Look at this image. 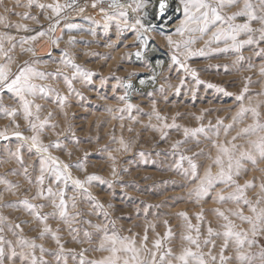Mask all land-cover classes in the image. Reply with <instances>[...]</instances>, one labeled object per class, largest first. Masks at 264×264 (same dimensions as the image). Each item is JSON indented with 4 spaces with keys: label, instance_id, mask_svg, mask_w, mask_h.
I'll list each match as a JSON object with an SVG mask.
<instances>
[{
    "label": "rangeland",
    "instance_id": "1",
    "mask_svg": "<svg viewBox=\"0 0 264 264\" xmlns=\"http://www.w3.org/2000/svg\"><path fill=\"white\" fill-rule=\"evenodd\" d=\"M176 1L180 7L179 15L172 21L170 29L160 30L147 23V10L156 8L153 0H143L145 6L140 11H133L134 0H119L125 5L123 10L127 12L128 25L134 24L136 19L141 20L143 27L137 25L135 28L125 27L117 14L119 10L108 7L110 0H103L95 8L92 7L93 0H35L31 7L26 6L27 0H0V15L10 25L0 24V37H3L0 44L7 53L6 56L0 54V65L7 64L12 72L27 66L44 73V79L34 82L54 90L46 96L37 93L35 97H29L34 104L41 105L40 120L48 121L39 133L40 140L60 162L81 165L70 168L74 179L99 178L85 184V188L95 202L103 205L102 209L93 210L86 194L74 190L71 185L66 189V197L76 196L78 209L83 213L80 222L74 225L79 229L78 239L84 240L83 234L87 231L91 236L90 243L73 241L64 225L57 220L48 221L53 228L62 229L60 235L66 249H75L77 253L90 249L85 253L89 260L107 255L91 250L98 246L102 235L92 225H107L110 231L121 236L135 237L138 245L147 234L149 248L157 234L163 238L170 228L173 236L164 247L179 252L185 243L181 235L185 233L187 223L180 213H186L196 225V215L202 212L204 220L199 223L206 236L209 224L220 230L223 223L214 209L219 208L227 214L228 209L236 208L230 201L221 203L216 199L217 193L227 195L232 187L217 182L199 197L197 190L200 178L209 167L213 174L219 171L213 160L219 154L220 145L231 148V144H236L238 155L239 150L251 148L249 141L260 135L241 133L237 136V133L256 123L251 111L240 114L242 106L256 108L260 113L259 123L264 124V73L261 72L264 68V41H259V33H255L254 39L258 42L239 50L229 46L231 41L206 43L215 31L214 26H210L206 34L185 31L181 35L177 29L184 19L183 5L180 0ZM55 3L63 6L58 17L51 9L36 6ZM252 3L255 5L257 0ZM101 7L114 18L108 20L100 11ZM81 8L84 10L80 11ZM225 11L231 14L237 8ZM25 13L27 18L21 15ZM17 24L26 25L28 30H18ZM252 26L258 28L260 25L253 22ZM40 32L44 35L39 36ZM8 36L13 39L8 40ZM32 36L37 39H30ZM146 37L153 40L166 58L155 75L154 85L141 90L134 87L135 80L148 72L155 73L152 62L162 59L148 58ZM169 38L173 44H169ZM239 39H247V36L241 35ZM189 40L195 41L187 45L194 53L190 56L185 48V42ZM177 43L180 44L178 49ZM136 51H141L137 61L133 58ZM173 56L188 70L173 62ZM67 60L78 65L83 72L91 73V78L85 79L81 74L73 78L76 69L65 64ZM192 70L196 72L195 77ZM65 77L71 80V89ZM209 84L214 87L209 88ZM241 96L243 99H237ZM0 105L20 109L15 123L11 117L0 113V131H5L8 136V139L0 138V179L18 186L10 192L6 191L5 184H0L3 197L0 199V217L5 218L0 223V228L4 229L0 234L13 241L18 253L11 261L5 259V264H21L19 253L22 249L15 243L19 237L43 244L47 250L45 259L56 264L54 254L58 249L55 242L50 237L38 238L39 222L20 203L28 199L33 204L48 205L40 209L41 214L53 210L47 200L32 199L37 191L35 181L39 176L41 154L35 149L30 150V139L12 135L19 131L24 137H31L34 133L23 119L20 102L14 94L6 90L0 92ZM32 110L36 112L35 107ZM157 113L165 119L158 120ZM165 124L179 127L166 128ZM184 128H203L204 131L185 137ZM234 136L236 140L232 139ZM55 144L59 147H53ZM17 147L23 164L10 155ZM252 151L256 163L244 159L240 175L235 179L241 185L252 181L254 186L246 190V195L255 202L260 193L259 185L264 183V158L255 149ZM189 160L197 165L195 176ZM24 168L28 169L27 178ZM45 176V185L51 184L56 190V184L51 182L47 173ZM241 207L245 215H250L247 206L241 204ZM70 211L75 210L70 207ZM236 223L239 225L240 221L236 220ZM16 224H20L23 231L16 229ZM242 227L247 229L249 226L245 223ZM256 241L251 249L245 245L255 257L250 264H261L259 253L264 249V234L258 235ZM221 243V239L216 240L214 254L219 252ZM204 251L208 249L204 248ZM67 255V264H78V258L74 261L71 254ZM225 255L232 257L229 264H237L232 244Z\"/></svg>",
    "mask_w": 264,
    "mask_h": 264
},
{
    "label": "snow or ice",
    "instance_id": "2",
    "mask_svg": "<svg viewBox=\"0 0 264 264\" xmlns=\"http://www.w3.org/2000/svg\"><path fill=\"white\" fill-rule=\"evenodd\" d=\"M135 8L133 11H140L143 8V0H134ZM35 0H27V7L33 6ZM103 0H93L92 7H97V5L102 4ZM183 5V15L184 19L181 21L180 27L177 32L181 35L185 31L188 32H199L201 34H206L209 31L210 26L215 27V31L212 32L210 41L220 42V41H231L229 45L237 50L243 48L245 45H251L257 43L254 39V34L259 33V41H264V0H257L254 5L252 0H180ZM242 5V6H241ZM17 6H20L19 4ZM37 7L49 8L58 17L63 9V6L59 3L55 4H38ZM110 9H118V16L123 19L125 27L135 28L137 25L143 27L140 19H136L135 23L128 25L127 23V12L123 9L125 5L120 3L119 0H110L108 4ZM132 7V5H128ZM157 15L163 18L170 7L169 0H157ZM237 8V11L228 14L225 10ZM84 9L81 8L80 11ZM102 13H105L104 8H100ZM259 11V15L257 14ZM16 14V13H13ZM24 18H27V13L21 14ZM108 20L113 19V16L107 15ZM35 19L34 17H32ZM238 19H242L243 22L237 23ZM253 22H258L260 25L258 28L252 26ZM56 23H59L57 20ZM0 24L5 23V17L0 15ZM195 27H192V26ZM107 23L105 27L107 28ZM15 27L19 29H24L27 31V26L23 24H17ZM39 36H43L44 33L40 32ZM241 35H246L247 39L241 40L239 37ZM139 39V35L137 37ZM3 37H0L2 40ZM8 40H12L13 37L8 36ZM30 39H37L36 36L30 37ZM71 42V38L70 41ZM169 44L174 42L169 38ZM27 43V40L24 41ZM195 43L194 40H189L185 42V48L187 49V55H193L190 48H187L188 44ZM178 49L180 44L175 45ZM31 51V49H28ZM0 54L7 55L4 52L2 44H0ZM139 55V53H137ZM10 59V58H9ZM173 62L180 63L182 68L188 70L186 65L178 61L176 56H173ZM65 64L70 65L76 69L73 73V78L77 74H81L85 79L91 78V73L83 72L78 65L72 64L70 60L64 61ZM261 72L264 73V68H261ZM192 76H196V72L192 70ZM45 74L36 72L30 67H21L17 72H12L11 68L7 64L0 65V92L5 90L8 93L14 94V97L20 102L22 109L23 119L27 121L29 129L34 133L31 137H24L19 131L13 132L17 138L30 139L31 149L40 155V168L39 176L36 178L35 184L37 191L32 199H44L47 200L52 207L50 213L41 214L40 209L48 206L45 204H33L28 199L20 201L24 208L31 212L35 219L39 222L40 231L38 233V238L43 240L45 237H50L56 244L58 251L54 254L56 264H67L68 255L71 254V258L75 261L78 258V264H229L232 260L231 256H226L225 251L232 244L235 248V260L237 264H250V262L255 258L249 251L245 249H251L252 246L257 242L256 237L258 235L264 234V183L259 185L260 193L257 196L255 202L250 200L246 195V190L252 188L254 185L252 181H245L243 185L239 184L235 177L240 175V170L243 167L242 161L244 159L256 163L255 156L253 155L252 149L258 151L261 158H264V124L259 123L258 117L260 113L256 108L246 109L243 106L240 109V114L247 111H251L254 118H256V123L249 125L247 128L241 129V132L237 133L240 136L241 133H251L260 135L257 136L256 140H250L249 144L251 148L247 150H239L237 155L238 146L236 144H231V148L224 145L219 146V154L213 160V164L218 166L219 171L213 174L211 167H209L202 178H200V183L197 190L198 197L206 193L209 188L213 187L217 182L223 183L226 187H232L233 190L227 195L223 192L217 193V201L232 202L236 205L235 209H228L227 214L225 211L217 208L214 209L216 216L223 221L220 224V230L214 229L210 224L206 229V236L201 232V224L204 220L203 213L196 215V220L198 223L193 225L189 220L186 213H180L186 223V231L181 235L182 241L185 243L182 245L179 252L173 251L172 247L165 248V242L170 241L173 233L169 228L165 233L164 237L157 238L152 243V247H148V236L144 235L139 245L135 237L121 236L115 231H110L107 225L96 224L92 225L98 233H102L99 244L96 248L91 249L94 251L106 252L107 255L101 257L100 259H87L85 253L90 249H82L78 253L75 249H66L65 244L62 242V236L60 235L62 229L60 227L53 228L48 221L57 220L60 224L64 225L67 229L68 235L72 237L73 241L77 243H90L91 236L90 233L84 232V240L78 239L79 229L74 225L80 222V217L83 213L78 209L76 196L70 198L66 197V189L69 185L73 187L74 190H79L82 194H86V198L92 202L91 206L93 210L99 208L102 209L103 205L95 202L91 193L85 188V184L90 183L93 180L99 179L95 176H89L85 180L74 179L72 177L70 168L71 167H81L80 164L69 165L62 163L58 158L53 157L49 153V147L44 145L40 140L39 133L47 125V120H40L38 115L41 105L34 104L33 100L29 97H35L37 93H42L45 96L54 90L46 87L45 85H38L34 81L36 79H44ZM65 82L68 84L69 89H71V80L65 77ZM197 83H200L197 80ZM130 87V85H129ZM209 88L214 87V85L209 84ZM223 91V89H219ZM124 99V97H120ZM237 99H243V97H238ZM33 107H35L36 112H33ZM128 108L131 109L132 105L129 104ZM20 109L15 107L8 108L0 105V113L11 117L15 123V117L18 115ZM51 117V113L48 114ZM158 120L165 119L161 117L158 113L156 114ZM38 121V123H37ZM18 128L19 125L16 124ZM164 127H179L178 125H167ZM231 127V126H229ZM184 135L188 137L189 135H195L198 132H203V128L198 129H188L184 128ZM0 138L8 139L5 131H0ZM236 140L237 137L232 138ZM123 143V141H121ZM53 147H59V144L53 145ZM46 154V155H44ZM11 156L15 157L16 160L23 164V159L20 156V148L17 147L16 152L10 153ZM226 158V160H225ZM184 159V157H182ZM192 174L196 175L197 165L189 160ZM28 169L24 168V173L27 178ZM48 174L52 183L56 184V190L51 187V184L45 185V174ZM29 184L32 180L29 179ZM0 184L6 185V191H13L14 188H18L17 185H12L10 182L4 179H0ZM63 184L64 187H60ZM0 195V199H2ZM69 200L71 204L69 205ZM241 204L247 206L250 215H245L244 208ZM71 209L75 211H70ZM106 215V214H105ZM4 217H0V223H3ZM236 220L240 221L238 225ZM91 224V221H88ZM247 224L249 227L247 229L243 228V224ZM167 224V221H165ZM16 229L21 228L20 224L15 225ZM4 229L0 228V233H3ZM13 235H16L14 232ZM203 236V239L201 238ZM221 239L222 243L219 245V252L214 254V250L217 247L216 240ZM16 245H18L22 251L19 253L21 258V264H50V261L45 259L46 249L43 244H37L35 240H28L23 237H19L16 240ZM204 248L208 251L205 252ZM163 249V251H161ZM37 250L39 255L37 254ZM18 255L16 248L13 247V241L6 239V237L0 234V264H5V259L11 261L14 257ZM261 264H264V249L259 253Z\"/></svg>",
    "mask_w": 264,
    "mask_h": 264
},
{
    "label": "bare ground",
    "instance_id": "3",
    "mask_svg": "<svg viewBox=\"0 0 264 264\" xmlns=\"http://www.w3.org/2000/svg\"><path fill=\"white\" fill-rule=\"evenodd\" d=\"M152 1V0H150ZM155 2V6L157 5V0H153ZM170 2V7L168 11L166 12L165 16L163 18H159L157 15V7L155 9H148L147 10V23L150 25L149 27L152 28H158L160 30H168L171 28V23L172 21L179 15L180 13V7L178 4V1L176 0H169ZM145 44H146V54L148 58L151 59H157V58H162L159 61H154L152 64H154V71L155 73H146L142 78L136 79L137 83L134 84V87L136 89H141L144 90L146 89L148 85H154V80L156 78L155 75H157V72L160 70L162 65L164 64V60L166 57L163 53V51L155 45L153 40L149 38H144ZM143 46V45H142ZM139 53V55H137ZM140 53L141 51H136L133 54V58L137 61L140 59ZM148 82H151L148 84Z\"/></svg>",
    "mask_w": 264,
    "mask_h": 264
},
{
    "label": "water",
    "instance_id": "4",
    "mask_svg": "<svg viewBox=\"0 0 264 264\" xmlns=\"http://www.w3.org/2000/svg\"><path fill=\"white\" fill-rule=\"evenodd\" d=\"M160 18V16H158Z\"/></svg>",
    "mask_w": 264,
    "mask_h": 264
}]
</instances>
